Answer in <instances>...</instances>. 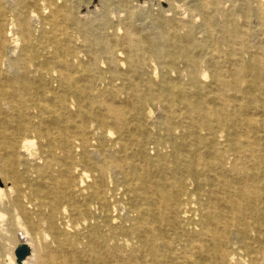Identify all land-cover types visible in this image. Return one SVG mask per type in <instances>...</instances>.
<instances>
[{
    "label": "bare ground",
    "instance_id": "obj_1",
    "mask_svg": "<svg viewBox=\"0 0 264 264\" xmlns=\"http://www.w3.org/2000/svg\"><path fill=\"white\" fill-rule=\"evenodd\" d=\"M36 2L8 5L5 17L19 115L26 120L34 105L51 123L25 168L34 185L16 186L28 179L14 170L16 185L6 188L0 167V220L2 208L11 211L15 237L31 247L23 264H264V0L197 1L198 40L191 26L180 35L157 25L148 40L126 31L122 73L112 41L79 18L66 21L92 39L88 63L45 42L55 25L38 19ZM100 62L110 84L122 81L117 105L119 88L94 92L77 85L78 72L61 71L78 64L103 81L91 73ZM149 106L160 117L151 124ZM149 144L161 154L155 162ZM9 233L0 224L1 243Z\"/></svg>",
    "mask_w": 264,
    "mask_h": 264
},
{
    "label": "rangeland",
    "instance_id": "obj_2",
    "mask_svg": "<svg viewBox=\"0 0 264 264\" xmlns=\"http://www.w3.org/2000/svg\"><path fill=\"white\" fill-rule=\"evenodd\" d=\"M36 1L37 6L35 9L36 14H39L38 19L49 20V23L55 25L54 32L52 31L53 34L50 35L51 39L48 35L51 29L48 25L46 26V31L48 32L44 38L45 42H52L54 47L55 41H57L62 47H68L70 50L75 51V53L76 51L78 52L76 53V62L82 64L88 63L90 57L86 50H89L90 40L92 39H86L83 32L67 25L66 21V19L74 17L79 18L84 23L85 28L93 29L94 36L102 38L106 43L112 41L110 44L115 48L113 56L116 62L115 66L117 72L119 73L127 70L126 57L129 53L127 49L130 43L129 41H124L123 43V41L118 40L123 38L126 31L132 34L131 38H135V35H137L138 38L141 37L144 40L153 36V27L155 28L157 25H163L168 32H176L180 35L185 34L186 26H191L197 40L199 36L202 35V12L199 16L192 10V5L199 0H162L163 2L154 0L153 5H148L144 8L140 7V3L147 0ZM158 1L159 3L157 4L156 2ZM18 2L19 0H0V164L5 163L0 167L2 168V172H4L7 185L6 188L10 186L14 188L16 185V183H13L15 182L13 177L14 170L19 173H24V177L28 179V183H20V185L18 183L16 186L24 187L30 183L34 185V178L27 175L25 168L32 164L29 158L30 153H36L38 149L42 147L48 139L47 134L50 135L51 128L48 115H41L39 107L34 108V105L33 108L30 107L29 112L31 113L26 120L19 115L20 82L10 68L8 57L5 55V50L9 48V45H7L8 42L6 41V9L8 5H13ZM107 7L110 9L108 10ZM33 25L39 26V22L35 20ZM36 34H38V32ZM156 36H158V34ZM58 44L57 46H59ZM91 46H93V44ZM135 52L138 53L139 50ZM77 65L78 64L69 70L61 68V71L63 74H65V72L71 74L78 72L75 76L79 78L77 83L79 87H92L94 92H99V90L104 91L109 85L114 89L119 88L116 101H114L116 105L125 97L123 91H120L122 86L121 80H114L112 84H110L108 78L104 77L108 76L105 63L100 62L91 70L92 74H97V72L100 73L101 76L105 78L103 81L95 77H87L88 71L83 70L80 65L77 67ZM147 73L154 81H158L161 78V72L155 66H151ZM53 75L56 77L57 73H53ZM53 85L55 88L56 82ZM144 117L148 124H151L152 121L160 120L159 111L155 106L145 108ZM24 124L35 127V129L28 130V132L24 134L22 130ZM148 128L152 130L151 126ZM25 139L31 140L32 144L23 145ZM147 153L148 157L153 161V158H158V155H161L160 153L157 155L156 149L152 144L148 145ZM12 184L14 185L12 186ZM6 192L7 190L5 193ZM13 192L14 189L12 193ZM5 193H3L2 196H4ZM118 198L121 204L128 202V200L126 201V197L123 196V189L119 190ZM2 213L3 219L0 220V224H3L5 227L9 226L10 240L6 243L0 242V246H2L0 247V264H7L6 258L8 257V253L10 254L12 247L16 246L18 237H15V221L12 219L11 211L7 208H2ZM238 254L241 255L242 252L239 251Z\"/></svg>",
    "mask_w": 264,
    "mask_h": 264
},
{
    "label": "water",
    "instance_id": "obj_3",
    "mask_svg": "<svg viewBox=\"0 0 264 264\" xmlns=\"http://www.w3.org/2000/svg\"><path fill=\"white\" fill-rule=\"evenodd\" d=\"M31 254V247L21 236L17 238V244L13 250L15 264H23V261Z\"/></svg>",
    "mask_w": 264,
    "mask_h": 264
}]
</instances>
